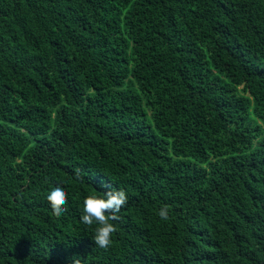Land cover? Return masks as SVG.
Here are the masks:
<instances>
[{
  "label": "trees",
  "instance_id": "trees-1",
  "mask_svg": "<svg viewBox=\"0 0 264 264\" xmlns=\"http://www.w3.org/2000/svg\"><path fill=\"white\" fill-rule=\"evenodd\" d=\"M75 257L264 264V0H0V264Z\"/></svg>",
  "mask_w": 264,
  "mask_h": 264
},
{
  "label": "clouds",
  "instance_id": "clouds-1",
  "mask_svg": "<svg viewBox=\"0 0 264 264\" xmlns=\"http://www.w3.org/2000/svg\"><path fill=\"white\" fill-rule=\"evenodd\" d=\"M76 179H82L80 170L75 172ZM47 201L51 206L53 214L61 216L68 203L67 192L63 187L57 186L47 195ZM128 203V197L124 190L109 188L102 196L89 195L83 201V213L80 217L81 223L86 226L98 225L95 228L94 242L96 246L107 249L112 244L113 234L117 231L112 221L119 219L116 215ZM159 217L162 220L169 219V208L167 205L159 210ZM74 264H81L80 258H74Z\"/></svg>",
  "mask_w": 264,
  "mask_h": 264
}]
</instances>
